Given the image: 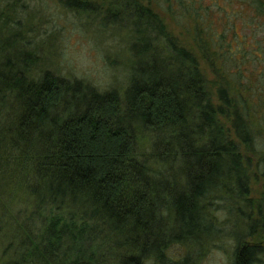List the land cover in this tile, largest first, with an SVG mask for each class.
I'll return each mask as SVG.
<instances>
[{"label":"trees","instance_id":"obj_1","mask_svg":"<svg viewBox=\"0 0 264 264\" xmlns=\"http://www.w3.org/2000/svg\"><path fill=\"white\" fill-rule=\"evenodd\" d=\"M55 2L123 29L132 67L99 91L0 25V264H200L231 211L230 264H264V0Z\"/></svg>","mask_w":264,"mask_h":264},{"label":"rangeland","instance_id":"obj_2","mask_svg":"<svg viewBox=\"0 0 264 264\" xmlns=\"http://www.w3.org/2000/svg\"><path fill=\"white\" fill-rule=\"evenodd\" d=\"M7 3L15 4L14 13H9L11 8L6 6ZM7 17L12 31L20 32L30 41L32 48H36V54L45 60V67L57 76L76 78L93 85L95 73L92 68L104 64L108 68L121 69V82L108 86L107 90H123L132 67L129 66L131 60L125 35L123 31H118L123 29L106 28L97 20L68 12L55 0H0V25ZM166 23L179 34L182 42L190 44L180 29L173 28L168 20ZM242 34L245 32L242 31ZM90 51L96 55L95 63ZM208 78L211 79V76L208 75ZM95 84L99 86L96 87L99 91H106L102 90L105 87L103 81L95 80ZM254 175H250V197L258 201L262 194V181L259 175ZM0 184L4 188L5 183L1 181ZM3 191L7 195L5 188ZM12 192L17 198L21 197L17 190ZM226 220L228 223L214 227L212 231V236L223 243L217 242L206 252L200 264H230L234 243L225 238L239 237L245 233V229L234 211L226 215ZM184 249L181 245H174L169 254L175 259L184 254Z\"/></svg>","mask_w":264,"mask_h":264},{"label":"clouds","instance_id":"obj_3","mask_svg":"<svg viewBox=\"0 0 264 264\" xmlns=\"http://www.w3.org/2000/svg\"><path fill=\"white\" fill-rule=\"evenodd\" d=\"M90 57L95 63L96 55L94 52L90 51ZM92 71L95 73L93 86L99 87L95 84V80L103 81L105 87L102 90H107L108 86H114L116 83L121 82V69H112L104 64H98L92 68Z\"/></svg>","mask_w":264,"mask_h":264}]
</instances>
